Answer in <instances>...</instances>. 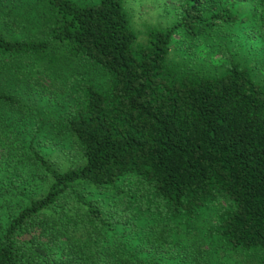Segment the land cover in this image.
<instances>
[{
    "label": "trees",
    "instance_id": "trees-1",
    "mask_svg": "<svg viewBox=\"0 0 264 264\" xmlns=\"http://www.w3.org/2000/svg\"><path fill=\"white\" fill-rule=\"evenodd\" d=\"M170 1L0 0V264H264V0Z\"/></svg>",
    "mask_w": 264,
    "mask_h": 264
},
{
    "label": "rangeland",
    "instance_id": "rangeland-1",
    "mask_svg": "<svg viewBox=\"0 0 264 264\" xmlns=\"http://www.w3.org/2000/svg\"><path fill=\"white\" fill-rule=\"evenodd\" d=\"M170 4V0H123V7L128 15V24L129 26L134 29L139 35V37H142L143 31L148 27L156 24H161L165 20V9H166V3ZM250 8V7H249ZM248 6H234L233 10L236 12H239L240 14H243L245 10H249ZM168 11V10H166ZM248 14V12H247ZM249 22V20H247ZM245 24V22H243ZM239 23V28H241V25ZM242 29V28H241ZM177 36V35H175ZM226 37L230 38V41L228 43V47H231V50L233 51V54L235 57H241L244 61H246L248 64L254 65V70L256 71V74L258 73L259 76H264V28H261L260 26L253 25L251 27L250 31L245 34L244 36L238 35L234 27L229 28L228 35L225 34ZM237 38L240 40H237ZM220 41V40H219ZM238 42V43H237ZM252 42V43H251ZM238 46H236L237 44ZM251 43V44H250ZM214 46V44L211 43V47ZM238 47V48H237ZM200 57H208V50H209V44L202 45L198 43L196 45V48H194ZM215 52L211 53L212 59H218L221 54L216 50H213ZM237 55V56H236ZM240 55V56H239ZM64 70V67L62 68ZM40 84L35 85V88L37 86L38 91L41 93H44L47 98H51V100L55 102V97L57 98V95L55 93H58L56 91H59L60 88H56L57 81L54 79H51L48 75H45L41 77L39 80ZM55 96V97H54ZM50 100V101H51ZM57 101V100H56ZM213 206L207 207L202 212L199 213V215L195 218V224L198 226L199 229H205L207 224L212 220V208ZM217 256L213 255V261L215 264H232V260L227 259L223 256L222 250L220 248L217 249ZM224 263H223V262Z\"/></svg>",
    "mask_w": 264,
    "mask_h": 264
}]
</instances>
